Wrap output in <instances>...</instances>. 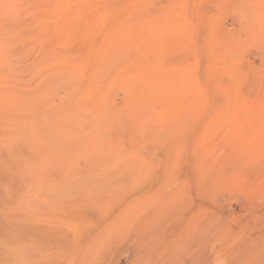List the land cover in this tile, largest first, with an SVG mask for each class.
<instances>
[{"label":"rangeland","instance_id":"rangeland-1","mask_svg":"<svg viewBox=\"0 0 264 264\" xmlns=\"http://www.w3.org/2000/svg\"><path fill=\"white\" fill-rule=\"evenodd\" d=\"M0 264H264V0H0Z\"/></svg>","mask_w":264,"mask_h":264},{"label":"bare ground","instance_id":"bare-ground-1","mask_svg":"<svg viewBox=\"0 0 264 264\" xmlns=\"http://www.w3.org/2000/svg\"><path fill=\"white\" fill-rule=\"evenodd\" d=\"M8 143V142H7ZM11 143H13V142H11ZM7 152V151H6Z\"/></svg>","mask_w":264,"mask_h":264}]
</instances>
